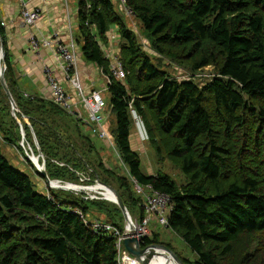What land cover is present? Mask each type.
Masks as SVG:
<instances>
[{"label":"trees","instance_id":"1","mask_svg":"<svg viewBox=\"0 0 264 264\" xmlns=\"http://www.w3.org/2000/svg\"><path fill=\"white\" fill-rule=\"evenodd\" d=\"M78 1L77 41L85 59L106 74L110 62L102 45H108L111 28H119L126 78L112 80L108 109L111 140L125 171L105 162L80 120L53 102L41 101L34 110L21 104L6 56L8 87L21 113L30 116L48 177L111 186L131 217L142 221L136 180L170 196L167 228L195 259L167 246L184 264H264V0H126L158 56L144 49L142 34L128 27L111 0ZM0 33L5 38L1 25ZM165 60L195 77L210 67L213 76L203 85L178 81L164 70ZM35 112L44 116L34 118ZM133 112L157 163L170 162L184 174V183L160 170L152 175L142 170L132 147ZM24 120L0 83V264H119L115 239L94 235L72 211L123 231L118 205L62 190L38 192L3 153V144L23 151L22 128L33 144ZM152 233L156 239L145 237V247L159 243Z\"/></svg>","mask_w":264,"mask_h":264},{"label":"built area","instance_id":"2","mask_svg":"<svg viewBox=\"0 0 264 264\" xmlns=\"http://www.w3.org/2000/svg\"><path fill=\"white\" fill-rule=\"evenodd\" d=\"M34 0H19L21 5V17L22 24L27 27L35 25L44 16L40 7L31 8L29 4ZM45 2L46 0H41ZM118 4L120 11L129 18H135L133 11L127 6L126 0H111ZM2 0H0L1 4ZM70 9H67V18L69 20L68 40L66 42L57 41V37L53 39L37 38L31 36L29 40L30 49L33 52H39L41 49L53 48L55 55L60 61V66L63 72V78L68 86H71L78 98L75 101L72 98V94L68 90V87L63 84L58 76V73L52 67L46 66L44 70L45 78L50 90L51 101L62 110L69 114L74 115L83 124L90 128L94 134L99 138L108 140L110 144L114 146L111 141L110 132H108L106 121V109L109 108L108 99L105 97V93L109 92V86L112 84V80L124 81L126 78L124 65L121 60L119 52H109L107 59L110 62L109 72L106 74L105 88L93 90L90 93L85 91V87L82 81V76L78 66V43L75 39L74 28L70 22ZM0 21L5 26L1 16ZM137 32V31H136ZM57 36V35H56ZM117 34L114 30L111 31L110 39L112 43H116ZM22 131L23 128H22ZM23 136V134H22ZM24 142L21 146L25 147ZM28 156L29 152L26 150ZM135 190L139 196L143 198V208L145 211V217L142 221H136L138 224L137 235L143 238L148 236L150 231L148 230L149 224L155 220L161 226L168 227L169 218L173 211V204L170 196L165 193L154 190L151 187H142L136 180H133ZM87 199V198H85ZM77 213L83 220L87 228L96 236L105 237L107 239H115L116 247L118 251V263L119 264H140L137 259L131 256L124 246L125 232L121 231L117 226L101 220V219H89L81 210H72Z\"/></svg>","mask_w":264,"mask_h":264},{"label":"crops","instance_id":"3","mask_svg":"<svg viewBox=\"0 0 264 264\" xmlns=\"http://www.w3.org/2000/svg\"><path fill=\"white\" fill-rule=\"evenodd\" d=\"M112 2L114 3L116 9L122 15H124V13L118 9L117 7L118 4L114 1ZM29 6L31 8L40 7L44 14L42 19L31 27H27L22 24V17L20 12L22 7L19 3V0H2L0 4V16L3 22H5V26H3L2 21H0V25L1 27H3L5 34V38H4V36L0 33V50L2 47V40H3L7 46L5 50L6 56L8 57V62L9 65L11 66L15 79L14 80L15 93L17 94V96L22 98V100L20 101L22 102L21 104L24 103L29 104V108L32 110H34L36 108L35 107L36 104H38L41 101L48 103L52 102L50 99L51 96L50 90L48 88V84L44 74L45 67L49 66L57 71L60 80L63 82L65 86L68 87V90L72 94V98L75 101H78L75 90L71 86H68L63 78L64 75L60 66V61L58 57L55 55L54 49L45 48V49H41L39 52H33L30 49L29 40L31 36H35L40 39L48 38L53 40L54 37H57V41L66 42L68 40V30H69V20L67 18L68 8L70 9V14H71L70 22L74 28V34L76 39V37L78 36L79 1H78L77 11L75 12L72 11V9L70 8L68 0H46L45 2L41 0H34L29 4ZM125 18L128 17L125 16ZM129 19L133 20L134 18H129ZM118 29H119L118 26L112 27L109 32L108 45L107 46L102 45L106 58L109 52L116 51L119 52V54L121 53V49H120L121 40L117 32ZM131 29L136 32L138 28L134 26ZM112 30H114L118 36L116 39V43H112L110 39V34ZM136 33L139 34L141 32L138 30ZM78 46H79L78 66H79L80 74L82 76V81L85 87V91L90 93L93 90L105 88V84L107 82L105 71L102 68L92 63H89L85 59L82 53V46L79 43ZM24 97L25 98L27 97L28 100H26ZM110 99L111 98L108 99V102L110 101ZM105 115H106L105 126L109 130H111L110 122L113 120V117L110 116L111 114L109 109H106ZM42 116H44L42 112H35L33 117L38 118ZM49 116L50 114H47L45 117L40 119H48ZM29 117L27 116L24 121L26 124H28L31 127L32 123ZM71 117L75 121L76 119L79 120L74 115H71ZM80 124L83 126L82 132L84 136L88 138L90 137L92 144L100 150V154L103 157L104 161L109 162L108 161L109 158L113 164L115 163L118 164V162L115 160V158L111 153H108V155H106V153L104 152L105 150L109 151L107 148V141L104 140V142L100 144V146H98L92 138L96 134H94L93 131L90 128H88L85 124H83L81 121ZM41 126L42 125L38 123L37 127L40 128ZM138 127L139 130L142 131L144 134L143 127L140 126ZM30 129L32 132L33 130L32 127ZM139 130L137 127L134 126L131 140H132V147L135 151H138L135 148V143L140 144L141 141L140 139H142ZM90 131L91 134H89ZM96 137L98 136L96 135ZM32 138H33L32 139L33 142L34 140L33 135ZM75 140L81 145V141L78 138V136L75 138ZM134 140L136 142H134ZM144 141L145 143L144 142L143 143L145 145L147 143L146 138ZM144 145H142V147ZM10 146H12L15 150H17L16 146L14 145H10ZM19 154L21 155V153ZM118 166L120 165L118 164ZM148 170L150 172L149 175L155 174V172L151 168H149Z\"/></svg>","mask_w":264,"mask_h":264},{"label":"rangeland","instance_id":"4","mask_svg":"<svg viewBox=\"0 0 264 264\" xmlns=\"http://www.w3.org/2000/svg\"><path fill=\"white\" fill-rule=\"evenodd\" d=\"M68 1H69V6L72 9V11H74V12L77 11L78 1L77 0H68ZM125 21H126V24L128 25L129 28H133L135 26L138 28L137 31L139 30L141 32L142 35L139 37V40H140V43L143 45L144 49L148 53H150L152 55L154 54L155 56H158L151 49L149 40L146 37H143L142 26L138 22V20H136V18H134L132 20V19H129V17H128V18H125ZM76 40H77V37H76ZM0 59H1V50H0ZM163 68H164V70H168L169 73L172 74L173 78H175L178 81L194 80V81L199 82L202 85L205 84V82L213 76V68H210V67L206 68L205 70L201 71L200 73H197L196 74L197 76L195 77V75H193L192 73L186 71L185 69L181 68L177 64H174V63L167 61V60H165ZM104 95H105L106 99L110 98L108 93H105ZM133 115H134V120H135V127H137L139 130L138 126L142 127L141 120L137 117L136 113L133 112ZM16 118H18V117H16ZM107 130H108V132H110V130L108 128H107ZM32 132H33L32 135L34 137L33 144L31 142L25 141V147H26V150L29 152L30 155H32L34 153H36L38 155L39 154L38 148L40 147V145L38 146L36 144L35 139H37V138H36V135H35L33 130H32ZM139 133H140L142 139H140L141 140L140 144L135 143V148H136V150L139 151V154H140V157L142 160V170L148 174L150 173L148 170L149 168H151L155 173H157L160 170L163 173L170 175L178 184L184 183L185 179H186L184 174L180 170L178 171L176 168H174L170 162H165L163 165L162 164L159 165L157 163L156 153H155L154 149L151 148L148 143H146L144 145V143H145L144 140L146 138L145 132L143 134V132L139 130ZM21 134H22V132H21ZM24 134H25V131H24ZM89 134H91V131L89 132ZM92 138L98 146H100V144H102L105 140V139H101L99 137H96V135ZM106 141H107V148L109 151L105 150L104 152L106 153V155H108V153H111L113 155V157L115 158V160L118 162V164L121 166V168L119 166L118 171L122 172V170H123V172H124L125 169H124L123 163L121 162V160L117 154L116 148L113 147L108 140H106ZM22 142H24L23 136H22L21 144H22ZM134 142H136V141L134 140ZM142 145H144V146L142 147ZM22 149H23V151L21 153H25V155H26V150H24L23 147H22ZM2 151L5 154V156L8 158L10 163L15 168L19 169L20 171L27 174L31 178V180L34 184V188L38 192L48 193L49 190H51V189L52 190H58V191L62 190V191H66V192H72L76 195H84V199L87 198L85 200L103 201L106 203L115 204V203L111 202L110 200H108L109 198H106V196L104 194H102L98 191H95V192L93 190L77 191V190H64V189L52 188L45 182V180L42 176H39L37 174L38 170L36 169L34 163L31 162L32 167H30L29 164L27 163L26 159L23 158V155H20L17 152V150H15L12 146L7 145V144H3L2 145ZM106 157H108V156H106ZM26 158H28L27 155H26ZM44 159H45V157H42L40 159V163H42ZM108 161H109V164L111 166H113V163L109 158H108ZM53 181L57 182L60 180H53ZM60 182H61V185H63V186L66 185L65 182H62V181H60ZM97 182L98 181H96V183H89V184H85V185L80 184L79 186L87 187V188L88 187L94 188V187L98 186ZM75 185H77V184H75ZM132 220L135 224L137 223L136 218H132ZM122 224L125 228V219H124V221H122ZM136 226H138V224H136ZM148 230L150 231V233L148 236H146V238L148 237V238L155 240L156 237H155L154 233H152V232H155L157 235V239L159 241L158 245H164V246L171 245L173 247V249L176 252H178L180 255H182L183 257L189 258L191 260L195 259V255L192 253V251L189 249V247L184 243V241L175 233L170 232L168 230V228L161 226L157 221L153 220L149 224ZM146 238L144 237L142 242H145ZM154 244H157V243H154ZM143 246L145 247L144 243H143ZM175 251H174V253L177 255V253Z\"/></svg>","mask_w":264,"mask_h":264},{"label":"water","instance_id":"5","mask_svg":"<svg viewBox=\"0 0 264 264\" xmlns=\"http://www.w3.org/2000/svg\"><path fill=\"white\" fill-rule=\"evenodd\" d=\"M0 64H1V71H0V83L5 91V93L7 94L11 105H12V109L14 110V112L19 113V115L26 119V117H24V115L20 112L13 96L12 93L8 87L6 78H5V73L7 71V66H6V51H5V44L4 41L2 40V47H1V59H0ZM16 114V113H14ZM22 126V125H21ZM23 137L25 136L24 131H22ZM36 140V144L39 146L38 140ZM38 159L40 161V159L42 157H44V154L42 153V150L40 149V147L38 148ZM28 159L34 163L36 169L38 170V172L41 174V176L44 178L45 182L52 188H57V189H64V190H76L73 187H78L79 185H75L72 183H65L66 185H59V186H54L53 180H51L48 177L47 171H46V159L43 160V162L41 164H37L34 162L33 158L31 155L28 156V154L26 153ZM58 183L61 184L60 181H57ZM99 186H102L108 190H110L111 192H113L114 194V199H109L111 202L115 203L116 205L119 206L120 210L123 213L124 219H125V228H124V232H125V238H124V246L127 250V252L132 255L135 259H137L139 261L140 264H148V260L152 257L155 256V249L161 248L164 249L165 251H168L170 254L173 255V257L175 258V260L179 263V264H184L182 262V260L167 246L164 245H158V244H151L148 245L146 247L143 246L142 240L143 237L140 235H137V229L136 224L133 222L132 217L130 215V212L128 211L123 198L121 197V195L118 193L117 190H115L113 187L108 186L100 181L97 182ZM89 188V187H88ZM102 193V192H100ZM104 194V193H102ZM105 195V194H104Z\"/></svg>","mask_w":264,"mask_h":264},{"label":"bare ground","instance_id":"6","mask_svg":"<svg viewBox=\"0 0 264 264\" xmlns=\"http://www.w3.org/2000/svg\"><path fill=\"white\" fill-rule=\"evenodd\" d=\"M0 71H1V64H0ZM31 156L35 163L41 164L38 159V155L36 153L32 154ZM52 184L54 186L61 185L60 183L55 182V181H53ZM73 188L76 189L77 191H86V190H89V191L93 190L94 192L98 191V192L104 193L106 198H109V199L115 198L113 192L99 185L97 187L89 188V189L87 187H82V186L73 187ZM135 228L138 230L137 226ZM154 252H155V256L148 260V264H179L175 260L173 255L170 254L168 251H165L164 249L158 248V249H155Z\"/></svg>","mask_w":264,"mask_h":264}]
</instances>
